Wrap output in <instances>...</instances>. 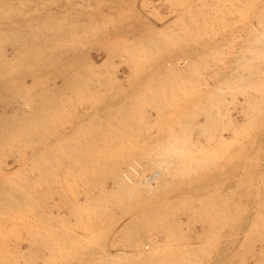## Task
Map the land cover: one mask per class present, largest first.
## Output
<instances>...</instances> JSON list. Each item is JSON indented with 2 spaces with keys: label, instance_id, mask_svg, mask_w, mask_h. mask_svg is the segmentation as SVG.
Wrapping results in <instances>:
<instances>
[{
  "label": "rangeland",
  "instance_id": "rangeland-1",
  "mask_svg": "<svg viewBox=\"0 0 264 264\" xmlns=\"http://www.w3.org/2000/svg\"><path fill=\"white\" fill-rule=\"evenodd\" d=\"M263 56L264 0H0V264H264Z\"/></svg>",
  "mask_w": 264,
  "mask_h": 264
},
{
  "label": "bare ground",
  "instance_id": "bare-ground-1",
  "mask_svg": "<svg viewBox=\"0 0 264 264\" xmlns=\"http://www.w3.org/2000/svg\"><path fill=\"white\" fill-rule=\"evenodd\" d=\"M1 13H2V12H1ZM30 33H31V32H30ZM29 35H30V34H29ZM30 37H31V36H30ZM164 39H165V38H164ZM21 42H22V41H21ZM31 42H32V41H31ZM38 46H39V45H38ZM29 47H30V46H29ZM36 48H37V47H36ZM4 49H5V48H4ZM30 49H31V48H30ZM37 49H38V48H37ZM144 49H145V48H144ZM1 50H2V49H1ZM34 50H35V47H34ZM147 50H148V49H147ZM29 51H30V50H29ZM255 51H256V50H255ZM31 52H32V51H31ZM33 52H34V51H33ZM127 52H128V51H127ZM27 53H28V52H27ZM42 53H43V52H42ZM248 53H249V52H248ZM25 54H26V53H25ZM36 54H37V53H36ZM139 55H140V54H139ZM38 57H39V55H38ZM38 57H37V58H38ZM263 57H264V56H263ZM23 58H24V57H23ZM35 58H36V57L34 56L33 59H35ZM38 59H40V58H38ZM133 59H134V58H133ZM138 59H139V58H138ZM131 60H132V59H131ZM258 60H259V59H258ZM257 62H258V61H257ZM20 63H21V62H20ZM261 64H262V63H261ZM258 67H259V66H258ZM251 73H252V72H251ZM252 75H253V74H252ZM261 75H263V74H261ZM254 76H255V75H254ZM241 80H242V79H241ZM246 83H248V82H246ZM248 84H249V83H248ZM247 89H248V88H247ZM255 89H256V87H255ZM224 90H225V89H224ZM153 91H154V90H153ZM261 91H262V90H261ZM13 105H14V104H13ZM25 105H26V104H25ZM45 111H46V110H45ZM36 112H37V111H36ZM40 112H42V111H40ZM40 112H39V113H40ZM47 112H48V110H47ZM49 112H50V111H49ZM230 112H231V111H230ZM37 113H38V112H37ZM43 113L46 114L45 112H43ZM33 115H34V114H33ZM33 115H32V116H33ZM39 115H40V114H39ZM16 116H17V115H16ZM118 117H119V116H118ZM42 118H43V117H42ZM2 119H3V118H2ZM20 119H21V118H20ZM39 119H40V117H39ZM39 119H38V120L36 119V120L39 121ZM56 119H57V118H56ZM5 120H7V119L5 118ZM5 120H3V121H5ZM21 120H22V119H21ZM30 120L32 121L33 118H30ZM26 121H27V120H26ZM43 121H44V120H43ZM143 121H144V120H143ZM32 122H33V121H32ZM11 123H12V122H11ZM13 123H14V122H13ZM18 123H19V122H18ZM23 123H24V122H23ZM23 123H22V124H23ZM3 124H5V123H2V122H1L0 125H2V126L4 127ZM35 124H36V123H35ZM20 125H21V124H20ZM28 125H30V124H28ZM2 126H1V127H2ZM10 126H12V125H10ZM1 127H0V128H1ZM3 127L1 128V130H2L1 132H5V131H4V128L6 129V127H4V128H3ZM22 127H23V126H22ZM12 128H13V127H11V129H12ZM113 128H114V127H113ZM125 128H126V127H125ZM8 129H10V127H9ZM14 129L16 130V127L13 128V130H14ZM19 129H20V128H19ZM28 129H29V128H28ZM28 129H27V130H28ZM13 130H11V131H13ZM17 130H18V129H17ZM116 130H117V129H116ZM6 131H7V130H6ZM18 131H19V130H18ZM29 131H30V130H29ZM33 131H34V129H33ZM203 131H204V130H203ZM1 132H0V140H1V139L4 140V137H3V136H2L3 138L1 137V135H3ZM8 132L10 133V130H9ZM13 132H14V131H13ZM25 132H26V131H25ZM6 133H7V132H6ZM13 134H14V133H12L11 135H13ZM4 136H7V134H4ZM13 136H15V134H14ZM29 136H30V135H29ZM15 137H16V136H15ZM15 137H14V138H15ZM19 137H20V136H19ZM5 138H6V137H5ZM10 138H13V137H10V136H9V138H7V142H8V140H9ZM20 138H21V137H20ZM5 140H6V139H5ZM13 140H14V139H13ZM18 140H19V139H18ZM11 141H12V140H11ZM78 142H79V141H78ZM0 143H1L0 146L5 145V143H2L1 141H0ZM2 144H3V145H2ZM71 144H72V143H71ZM6 147H7V146H6ZM66 148H67V147H66ZM8 149H11V148H8ZM0 150H1V149H0ZM9 151H10V150H9ZM73 151H74V152H73ZM73 151L71 150V153H72V152H73V153H76L75 150H73ZM68 152H70V151H68ZM68 152H67V153H68ZM79 152H80V151H79ZM0 153H1V152H0ZM35 153H36V152H35ZM71 153H70V155H71ZM11 154H12V153H11ZM79 154H80V153H79ZM3 158H4V157H3ZM8 158H9V157H8ZM57 159H58V158H57ZM57 159H56V160H57ZM18 160H19V159H18ZM41 160H42V159H41ZM52 160H54V159H52ZM52 160H51V161H52ZM59 160H60V159H59ZM59 160H58V161H59ZM44 161H45V160H44ZM48 161H50V160H48ZM54 161H55V160H54ZM63 161H65V160H63ZM76 161H77V160H76ZM45 162H46V161H45ZM52 162H53V161H52ZM61 162H62V161H61ZM61 162H60V163H61ZM57 163H58V162H57ZM51 166H52V165H51ZM22 167H23V165H22ZM47 167H48V165H47ZM52 168H53V167H51V169H52ZM49 169H50V168H49ZM18 170H19V169H18ZM40 170H41V169H40ZM16 171H17V170H16ZM19 171H20V170H19ZM28 171H29V170H28ZM17 172H18V171H17ZM46 172H47V171H46ZM69 172H70V171H69ZM23 173H24V172H23ZM30 173H31V172H30ZM40 173H41V172H40ZM49 174H50V173H49ZM155 175H156V174H154V176H155ZM18 176H19V175H18ZM151 176H152V175H151ZM154 176H153V177H154ZM10 177H11V176H10ZM21 177H23V176H21ZM21 177H20V178H21ZM18 178H19V177H18ZM14 179H16V178H14ZM150 179H151V178H150ZM27 180H28V179H27ZM41 180H42V179H41ZM37 181H38V180H37ZM1 182H2V181H1ZM19 182H20V181H19ZM9 183H10V182H9ZM26 183H27V182H26ZM33 183H34V182H33ZM40 183H41V182H40ZM6 184H7V183H6ZM13 184H14V183H13ZM41 184H42V183H41ZM25 185H26V184H25ZM36 185H38V184H36ZM7 186H9V185H7ZM30 186H31V185H30ZM45 186H46V185H45ZM11 188H12V186H11ZM39 188H40V186H39ZM19 189H20V188H19ZM10 190H11V189H10ZM23 190H24V189H23ZM16 191H17V190H16ZM11 192H13V190H12ZM27 192H28V191H27ZM48 192H50V191H48ZM3 193H4V192H3ZM13 193H14V192H13ZM42 193H43V192H42ZM22 194H23V193H22ZM6 195H7V194H6ZM1 196H2V195H1ZM27 197H29V196L26 195V199H27ZM21 198H22V197H21ZM31 198H32V197H31ZM15 200H16V199H15ZM27 200H28V199H27ZM28 201H29V200H28ZM16 202H17V201H16ZM16 202H15V203H16ZM33 202H34V201H33ZM28 203H29V202H28ZM19 204H20V203H19ZM30 204H31V200H30ZM24 207H25V206H24ZM38 208H39V207H38ZM24 209H25V208H24ZM16 211H17V210H16ZM15 216H16V215H15ZM74 217H75V216H74ZM26 219H27V218H26ZM75 226H76V225H75ZM5 235L7 236L6 232H5L4 236H5ZM8 237H9V236H8ZM8 237H7V239H8ZM16 238H17V237H16ZM49 238H51V236H50ZM81 238H82V237H81ZM4 240H5V238H4ZM45 240H46V239H45ZM3 242H4V241H3ZM45 242H46V241H45ZM45 242H44V244H45ZM45 246H46V245H45ZM45 246H44V247H45ZM48 247H49V246H48ZM4 249H5V248H4ZM46 251H47V250H46ZM5 252H6V251H5ZM0 253L3 254V252H0ZM2 254H1V255H2ZM9 254H10V253H8V255H9ZM49 257H50V256H49ZM119 257H120V256H119ZM119 257H118V259H119ZM5 259H6V258H5ZM13 261H14V260H13ZM6 262H7V261H6ZM48 262H49V261H48ZM12 264H13V263H12ZM16 264H17V263H16Z\"/></svg>",
  "mask_w": 264,
  "mask_h": 264
}]
</instances>
